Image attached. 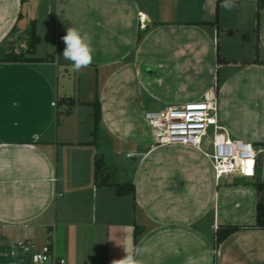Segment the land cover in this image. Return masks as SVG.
I'll use <instances>...</instances> for the list:
<instances>
[{
	"label": "crops",
	"instance_id": "0c3cea01",
	"mask_svg": "<svg viewBox=\"0 0 264 264\" xmlns=\"http://www.w3.org/2000/svg\"><path fill=\"white\" fill-rule=\"evenodd\" d=\"M38 1L26 12L22 0H0V59L26 50L33 24L40 38L33 56L50 58L0 62V264H33L49 236L54 256L68 264H114L125 249L143 248L141 264H264V229L250 227L255 184L264 182L260 163L256 178H226L221 189L205 152L157 145L133 119L147 125L149 112L216 94L230 139L264 143V64L251 63L258 0H234L219 15L217 0ZM69 27L93 49L92 63L79 71L62 57ZM22 37L23 49H13ZM234 47L237 54L226 53ZM245 49L255 56L244 58ZM259 50L264 62V10ZM218 52L236 62L219 65ZM63 98L77 102L70 114L58 108ZM96 100L102 121L94 145ZM124 151L123 159L138 162L119 171L111 158ZM98 158L113 183H133L135 195L97 187ZM221 225L249 228L215 251Z\"/></svg>",
	"mask_w": 264,
	"mask_h": 264
},
{
	"label": "built area",
	"instance_id": "2783aa9c",
	"mask_svg": "<svg viewBox=\"0 0 264 264\" xmlns=\"http://www.w3.org/2000/svg\"><path fill=\"white\" fill-rule=\"evenodd\" d=\"M143 27L146 28L145 25ZM146 117L157 145L186 146L205 152L218 181L235 176L257 177L260 155L264 154V149L230 139L228 131L220 123L216 94L183 106H167L160 111L147 113ZM205 148H212L213 153L209 154ZM138 156V153L128 154V157ZM33 264L68 263L56 258L54 251L46 246L34 255Z\"/></svg>",
	"mask_w": 264,
	"mask_h": 264
},
{
	"label": "trees",
	"instance_id": "16d2710c",
	"mask_svg": "<svg viewBox=\"0 0 264 264\" xmlns=\"http://www.w3.org/2000/svg\"><path fill=\"white\" fill-rule=\"evenodd\" d=\"M23 3L26 0H22ZM221 7V0H217V11L219 15V9ZM264 10V0H258L257 3V11H256V27H255V35H256V44H255V51H256V58L252 61V64H264L261 62L260 57V50H259V30H260V21L262 16V11ZM217 23V22H216ZM216 23H213L216 25ZM230 35H234L235 31H229ZM143 35V31H140L139 38ZM242 39L246 42L250 40V34L247 32L242 33ZM40 43V38L35 32V26L32 25L30 32L28 33V40L26 43V50L22 51L21 53L15 54L11 53L7 55L5 58L0 59V62L6 63H43L50 60V58H37L33 55L35 54L36 47ZM218 64H230L236 61H232L229 59H223L219 52H218ZM243 64H248V62H243ZM61 105H66L68 107L67 114H70L73 108L77 105V102L71 98H63L58 101V108ZM90 105L94 108V130L92 133L93 142L92 144L96 145L99 132H100V123L102 121V105L99 100L90 103ZM57 118L59 120L60 113L58 112ZM58 122V121H57ZM255 148L257 147H264V143H254L252 144ZM95 184L99 188L104 187H113L115 189V194L117 197H124L135 195L136 187L133 183L127 182L123 184L113 183L112 175L110 173H106L105 164L103 158L96 159V172H95ZM257 192L259 194V200L256 207V223L254 226H250L251 228H258L264 229V182H257L255 184ZM249 227H242V226H235V225H221L216 230V238H215V251H218L220 245H222L229 237H231L236 232ZM50 231V230H49ZM51 232V231H50ZM141 236V229L136 227L134 232V244L137 243L139 237ZM49 247L53 250V238L49 236Z\"/></svg>",
	"mask_w": 264,
	"mask_h": 264
},
{
	"label": "clouds",
	"instance_id": "9594fccd",
	"mask_svg": "<svg viewBox=\"0 0 264 264\" xmlns=\"http://www.w3.org/2000/svg\"><path fill=\"white\" fill-rule=\"evenodd\" d=\"M221 7L231 10L234 7V0H221ZM65 48L62 57L71 63L74 70L79 71L88 67L93 61V49L86 34L82 33L77 27H69L66 35L62 37ZM126 256L115 261L114 264H141L137 258L140 252H147V248L129 252L125 249Z\"/></svg>",
	"mask_w": 264,
	"mask_h": 264
},
{
	"label": "rangeland",
	"instance_id": "374dc122",
	"mask_svg": "<svg viewBox=\"0 0 264 264\" xmlns=\"http://www.w3.org/2000/svg\"><path fill=\"white\" fill-rule=\"evenodd\" d=\"M41 2H43V0H39L36 3H41ZM44 3H46V2H44ZM55 3L56 2H54V5H55ZM30 6H33V3L31 2V0H26V2H25V11L26 12L28 11V9H29ZM47 12H48V5H46L44 12L41 13L42 16L43 17L46 16ZM44 18H46V17H44ZM240 40H242V38H240ZM24 42L25 41H24V38L23 37L22 38H19L18 41L14 42V45H13L14 48L13 49H17V48L19 50L23 49V48H21V46H22V44H24ZM234 46H236V44ZM253 50L252 51H250V50L248 51V49H245V51L242 53V56L243 55L244 56H248V57H244V58H251V57L253 58V56H255L253 54ZM227 51L228 52H226V53H229V54H237V53L234 52V51H236V47H234V49H232V51L231 50L230 51L227 50ZM223 73H224V71L221 70L220 73L217 74V84H219L218 82H220V86L223 84V79H224L223 78ZM82 86H84V85H82ZM157 110H159V108ZM133 119H134V123L139 127L140 130L144 131L145 128L147 127L148 131L150 132V135L153 136V133H152V130H151V127H150V124H149L148 121H147V125H145V121L143 123L142 117H139V116L138 117H133ZM204 150L206 152H208L209 154L213 153L212 148H208V149L205 148ZM126 152L127 151H124L123 153H121V156L117 155L115 157V159L113 157L111 158V159H113L112 162H114L113 165L114 166H117L118 169H119V171L120 170L122 171L123 170L122 169L123 167L126 168V169H128L130 166L132 167V165L135 166L137 164V162H138L136 160H125L126 159V157H125V155H126L125 153ZM123 158H125V159H123ZM106 163H107V161H106ZM259 163L261 165V173H260V178L259 179L262 180V181H264V154H261L260 155ZM225 182H226V180H224V179L220 180L221 189L224 188V187H226L225 186Z\"/></svg>",
	"mask_w": 264,
	"mask_h": 264
},
{
	"label": "snow or ice",
	"instance_id": "6c2138e0",
	"mask_svg": "<svg viewBox=\"0 0 264 264\" xmlns=\"http://www.w3.org/2000/svg\"><path fill=\"white\" fill-rule=\"evenodd\" d=\"M250 167H251V166L249 165V174H250Z\"/></svg>",
	"mask_w": 264,
	"mask_h": 264
}]
</instances>
